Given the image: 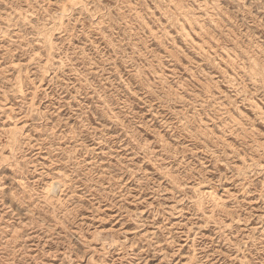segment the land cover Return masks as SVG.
Returning a JSON list of instances; mask_svg holds the SVG:
<instances>
[{"label": "rangeland", "instance_id": "374dc122", "mask_svg": "<svg viewBox=\"0 0 264 264\" xmlns=\"http://www.w3.org/2000/svg\"><path fill=\"white\" fill-rule=\"evenodd\" d=\"M0 264H264V0H0Z\"/></svg>", "mask_w": 264, "mask_h": 264}, {"label": "bare ground", "instance_id": "6f19581e", "mask_svg": "<svg viewBox=\"0 0 264 264\" xmlns=\"http://www.w3.org/2000/svg\"><path fill=\"white\" fill-rule=\"evenodd\" d=\"M23 132V131H22ZM53 186V183H50L49 185H48V188H51ZM51 195V194H50ZM54 196V195H53ZM58 198V197H57ZM47 199H48V197H47Z\"/></svg>", "mask_w": 264, "mask_h": 264}]
</instances>
